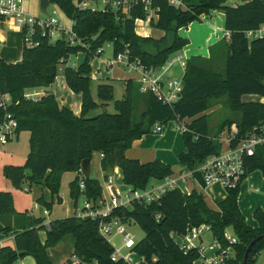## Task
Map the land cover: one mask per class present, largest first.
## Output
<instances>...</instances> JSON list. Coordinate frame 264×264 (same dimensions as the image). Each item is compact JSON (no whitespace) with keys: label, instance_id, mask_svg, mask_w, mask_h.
<instances>
[{"label":"trees","instance_id":"trees-1","mask_svg":"<svg viewBox=\"0 0 264 264\" xmlns=\"http://www.w3.org/2000/svg\"><path fill=\"white\" fill-rule=\"evenodd\" d=\"M50 1L73 21L74 31L87 46L71 45L65 39L52 42L39 35L40 44L31 49L24 48L21 61L9 63L0 57V89L13 98L10 110L19 122L18 133L30 132V150L25 164H7L3 173L15 188H22L27 182L30 187L37 184L48 189L50 200L40 196L38 202L50 211L55 203L63 201L60 191L67 172H77L76 178L69 183L70 196L76 205L82 195L86 200L98 202L103 195L98 178L84 179L86 188L80 189L82 162L87 158L92 160L94 153L104 155L100 164L105 178L118 167L123 171L124 183L135 189H144L151 179L174 176L176 172L172 165L160 159L141 162L127 156L133 142L151 133L156 122L186 123L187 130L183 131L185 149L179 155V162L186 170H195L222 148L216 137L210 135L209 120L204 114L213 98L227 94L231 109L242 113L237 123L240 136L247 135L254 126L264 124V102L244 99L249 95L264 97V38L249 39L246 35L248 30L257 29L264 23V0H245L234 6L227 5L228 0H186V8L173 6L168 0H152L151 8L157 17L151 24L166 32L160 39L136 32L137 19H146L150 14L142 0H135L128 13L112 8L92 11L79 7L78 0ZM217 10L225 13V29L230 37H223L211 47L209 58L195 55L187 60L179 100L172 105L165 104L155 94L141 92L138 81L129 78L125 80L124 97L115 102V113L106 111L89 116L100 106L93 98L90 76L91 62L100 47L112 43L114 55L128 49L131 60L139 59L147 68L159 67L190 43L189 39L179 35V29ZM169 32H173L172 40L168 39ZM149 43L159 47L149 50L146 48ZM217 48L226 55L224 73L209 68ZM81 51L86 52L85 60L76 67L69 66L70 57ZM62 60L68 86L82 94L79 115L61 105L48 91L39 101L24 97L27 88L50 87ZM98 97L102 105L113 100L114 86L99 84ZM140 102L145 104V109L134 118L136 104ZM3 117L4 111L0 109V122ZM233 123L229 121V126ZM257 170L264 175V143L256 147L254 155L246 158V173L241 182L236 188L227 189L226 198L217 203L216 208L209 205L203 192L194 189L186 193L175 187L159 200L135 201L130 207L116 208L112 217L126 224L137 223L144 230L145 237L136 243L133 252L145 258L148 264H198L199 249L186 251L174 234L186 235L202 224L210 227L214 241L223 249H232L221 264H242L250 242L264 234V211L260 208L255 211L259 224L254 227L239 207L241 183ZM194 174L203 183L201 174ZM0 219L5 234L19 230L15 246L0 247V264H14L27 255L33 256L37 264H54L49 249L68 235L74 237L72 257L77 256L83 264H129L123 258L112 261L115 247L100 234L98 220L74 214L53 219L47 227L45 219L16 210L12 191L2 189ZM228 228L232 229L237 244L231 245L226 238ZM42 230L46 231L44 241L40 237ZM263 250L264 237L253 247L247 264H256ZM64 264H73L72 258Z\"/></svg>","mask_w":264,"mask_h":264},{"label":"built area","instance_id":"built-area-1","mask_svg":"<svg viewBox=\"0 0 264 264\" xmlns=\"http://www.w3.org/2000/svg\"><path fill=\"white\" fill-rule=\"evenodd\" d=\"M135 0H78L77 5L81 8L96 10H105L112 8L128 13ZM146 7L149 8L150 14L146 19H137L136 32L141 36H149L145 33H140L138 28L143 24H151V20L157 17L155 10L151 8L152 0H142ZM173 6L186 8V0H168ZM244 2V1H243ZM28 0H0V24L6 23L9 30H18L22 33L24 48H34L40 44L39 35L47 37L50 41L55 42L59 39H65L71 45L80 44L87 46L73 29V21L70 26H64V23L59 19L60 9L50 2L48 5V13L35 14L28 7ZM40 11V7H39ZM249 39L264 38V23L257 29H251L246 32ZM225 36L230 37V33L226 31ZM6 39L0 36V49ZM111 46L112 43H109ZM104 52L103 47L96 51V57H99ZM1 57V56H0ZM2 58V57H1ZM180 62L186 68L187 60L183 55H173L164 65L159 67L147 68L142 65L139 59L131 60L129 50L114 55V58L107 60L103 67L98 66L92 69L90 75L93 78L104 76L105 71L110 72L115 66H124L130 72L136 73V80L140 84V90L143 93H153L163 103L172 105L181 97L183 90V76L180 79L171 77L170 69L175 62ZM63 60L61 61V63ZM63 64V63H62ZM92 64V62H91ZM64 69V68H63ZM47 94L46 88L32 87L24 91V97L32 101H39ZM13 104V98L10 93L3 92L0 89V109L4 111L3 120L0 122V146L6 145L10 140L17 137L19 122L14 117L10 110ZM166 124L156 122L153 126L154 133H161ZM177 127L185 131L187 130L186 123L177 122ZM234 127V126H233ZM222 145L218 153L208 156L195 170H189V175L195 176L200 173L203 179L202 186L206 187L213 183H220L224 188L234 189L241 182L242 177L246 173V158L254 155L258 145L264 143V124L256 125L245 136L239 135L238 127L228 130L225 137H220ZM104 155L101 154V157ZM81 172V171H80ZM84 176L81 173L80 189L84 191L86 186ZM183 177L170 176L164 179H151L144 189H135L127 185V188H122L115 180L113 174H109L105 178V187L108 196L100 197L97 203L85 200V205L82 209H77L75 215L80 218H91L99 221L100 234L110 238L114 236H123V244L121 247L115 248L111 259L114 262L123 258L129 264V258L123 257L122 249H132L136 245L135 235L127 231L126 223L120 219L112 217L114 209L119 207H130L133 202H152L159 200L169 189L180 187L179 181ZM199 179V178H198ZM153 180V181H152ZM181 188V187H180ZM28 189V188H27ZM51 211L45 210V215L48 218L45 220V225L50 227ZM159 218V216H158ZM210 231V227L206 224L194 227L188 234L180 236L183 241L180 246L186 251L198 248L200 251V259L198 264H221L230 256L231 247L223 249L220 243L213 241L209 245H205L202 239L204 232ZM226 238L231 245L237 244L238 240L235 235L225 233ZM196 240H198L196 242ZM73 264H83L77 256L72 257ZM144 263L145 258L141 257L140 261L134 263ZM146 264H148L146 262Z\"/></svg>","mask_w":264,"mask_h":264},{"label":"rangeland","instance_id":"rangeland-1","mask_svg":"<svg viewBox=\"0 0 264 264\" xmlns=\"http://www.w3.org/2000/svg\"><path fill=\"white\" fill-rule=\"evenodd\" d=\"M245 0H228L227 5L234 6L240 3H243ZM28 7L30 11H32L35 14H39V0H28ZM216 12V11H215ZM218 13L210 17L211 15H202L203 18L200 20H195L191 24H189L187 27H183L179 29L178 33L184 38L189 39L190 43L187 45V47H193L198 49L200 52H206L208 49V39L211 40V42H215L217 40H222L223 37H225V19H224V12L221 10H217ZM59 19H61L64 23V26L68 27L71 25L72 21L71 19L67 18L62 11H59L58 15ZM145 27H148L150 29H159L155 27L154 25H148L144 24ZM218 28L219 31H216L215 29ZM0 29L6 31V41L3 44V46L0 49V56L2 59H4L6 62L13 63V62H18L21 61L23 58V50H24V43H23V37L22 33L18 30H9L8 25L6 23L0 24ZM138 31L140 33H144L143 29L140 27L138 28ZM162 31L160 30L159 32H154L151 33V37H157V35H160ZM164 32V31H163ZM154 34V36H153ZM157 34V35H156ZM166 35V32H164V36ZM150 36V35H149ZM146 37V36H145ZM154 37V38H155ZM163 37V36H162ZM162 37L156 38L160 39ZM173 38V32L168 33V39L172 40ZM220 42V41H219ZM158 45L149 43L146 45V48L149 50H155ZM186 47V48H187ZM104 52L99 56V57H94L92 60V66L95 69L97 66L103 67L105 65V62L107 60H111L114 58V49L113 46H111L109 43H105L103 45ZM198 51V52H199ZM187 57H192L191 53H188L187 51ZM86 58V52L81 51L78 54H74L70 57L68 61L69 66H78L81 64ZM207 58V57H206ZM225 63H226V55L223 52L222 49L217 48L215 50V53L213 55V58L211 59V62L209 64V68L211 70L217 71L219 73H224L225 72ZM63 68H65L64 64H59L58 65V75L55 79V84L54 87L57 90V94L59 92L63 91L62 87H60L61 84V78L64 75ZM184 68L181 65L180 62H175L173 66L170 69V74L171 77L180 79L184 75ZM93 73V72H92ZM130 74L128 73V70L120 65L116 66L109 75H104L102 77H98L95 79L91 80V91L92 95L95 101H97L100 106L97 109L92 110L89 113V116H96L98 114H101L103 112H109V113H115V102L117 100H120L124 97L125 92H126V87H125V81L124 77L127 78L129 77ZM92 77V75H91ZM101 83H109L114 86V99L109 101L107 104H103L100 101L98 97V86ZM245 100H261L264 102V97H258L257 95H249L244 97ZM145 109V104L143 102L137 103L135 110H134V118L139 117L141 112ZM204 114L207 115L208 120H209V128H210V135L213 137H216V140L220 142V137H225L228 133L229 128L234 129V127L237 126V123L240 122L242 118V113L238 111H233L230 107L229 100L227 94L222 95L221 97H216L213 98L210 101V107L208 110L204 112ZM229 121H234V123L229 126ZM224 126L223 131L222 125ZM177 122L175 120L169 121L164 129H166L168 126L172 128V131H178L180 132V135L182 137L183 131L178 130L176 128ZM234 126V127H233ZM153 132V129H152ZM151 134V133H150ZM23 136L26 135L25 133L22 134ZM28 143L23 150L20 152H17L15 154L9 153V157H13L14 162L13 163H8V164H13V165H24L26 162L27 155L30 150V137L28 138ZM3 147H0V152H2ZM4 151V150H3ZM15 156V157H14ZM100 162V155L99 153H94L93 155V162H92V174L93 177L98 178L100 182L102 183L103 186V196L107 197V191L104 189L105 187V178L103 176L101 167L99 165ZM1 160L0 161V179H7L4 176L3 169L4 166L7 165ZM72 175L71 173H68L67 176H64V179L62 180V190L65 192V190L68 188V180L69 176ZM119 184V183H118ZM119 185H122L120 183ZM221 185V184H220ZM28 183L25 182L22 185V188H15L18 189L16 192H19V198L24 205V207H19L20 210L17 209L16 203H15V198H14V204L16 207V210L20 212H32V216L35 218H42V219H47L48 216L45 215V210L47 207L43 203L38 202V197L39 196H44L45 200H50L51 194L48 191V189L44 188V193L41 190L40 186L34 185L31 190L29 188L27 189ZM222 186V185H221ZM224 188V186H222ZM29 191H27V190ZM227 191L225 188L224 189H218ZM67 192V191H66ZM15 193V191H14ZM13 193V197H14ZM43 194V195H42ZM65 198L61 203H55L53 206L54 209V216H60V217H67V216H72L75 214V211L77 209H82L85 205V200L86 197L84 195L80 196L77 202V205H75V200L71 198V196L67 195L65 193ZM221 197V193L219 194ZM28 201L30 202V207H27ZM19 203V201H18ZM212 206L213 203L209 202ZM27 208V209H26ZM127 231L133 233L135 235V240L136 242L141 241L145 237V232L144 230L138 225L137 223H132V224H127L126 225ZM227 232L229 234H232L233 231L231 228L227 229ZM203 237L205 239V245H209L211 243L212 235L208 232H204ZM109 241L114 245L115 248L121 247L123 244V236L118 235L114 237L108 238ZM176 240L181 243L183 241L182 238L176 237ZM73 241L74 237L72 235H68L65 237L64 242H62L59 245V248L57 249V252H52L54 254V260H61L63 258L64 261H66L68 258L71 257V253L73 252ZM198 240H196L197 242ZM56 251V250H55ZM122 254L123 257L129 258V261L131 264H134L138 261H140L141 256L138 255L137 253L133 252L132 249L128 248H123L122 249ZM58 258V259H57ZM72 258V257H71ZM259 264H264V251H262L259 255ZM139 264H146L140 263Z\"/></svg>","mask_w":264,"mask_h":264},{"label":"crops","instance_id":"crops-1","mask_svg":"<svg viewBox=\"0 0 264 264\" xmlns=\"http://www.w3.org/2000/svg\"><path fill=\"white\" fill-rule=\"evenodd\" d=\"M216 13H218V12L216 11V12L212 13V15L210 17H212ZM224 19H225V13H224ZM140 28L143 29L145 34H148L150 36H151V33L160 31V29H153L152 30L148 27H145L144 24L141 25ZM215 30L219 31L218 28H216ZM224 32L226 34V29H224ZM0 36L2 38L6 39V31L0 29ZM153 36H154V34H153ZM162 36H164L163 31L160 33V35H157V37H155V36L154 37L159 38ZM220 40H217L215 42H211V40L208 39V49L206 52H200L196 48L186 46L187 48L184 47V49L182 51H180L178 54L183 55L184 59H186V60H188L190 58V56L187 57V55H186L187 51H188V53H191V56L201 55V56L209 58L211 55V52H212L211 47H213ZM16 62H13V63H16ZM115 67H113V69ZM92 69H94L93 66H92ZM112 70L110 72L105 71L104 75H106V74L109 75V73H111ZM128 73L130 74V76L127 78L124 77L123 78L124 81L126 79H129V78L136 79L138 76L136 73L130 72L129 70H128ZM91 78L95 79V78H93V76ZM54 84L55 83H53L50 87L46 88V91L54 94L61 105H65V106L69 107L77 115H79L81 112V108H82V94L74 92L68 86V84L66 82L65 75H63V77L61 78L60 87H62L63 91L59 92V94H57V90L55 89ZM171 127L168 126L166 129H163V131L161 133L151 132V134L150 133L145 134L141 138L135 140L133 142L131 148L128 149L127 156L129 158L139 159L141 162H149V161H153L155 159H160V160L172 165V167L174 168V170L176 172L174 176L184 178V179H181L179 181V185L184 192L190 193L194 189L199 190L205 194V197H206V200L208 201V203L209 202L213 203V206L210 203H209V205L211 207L216 208L217 203L223 201L226 198L227 191H223V190L219 191L218 190L221 188L224 189L220 185V183H213L211 185L203 187L201 184V181L198 178H195L194 176H190L189 171L180 165L179 155L185 149L183 135L181 137L180 132L175 131V130L172 131ZM176 128L178 130H180L177 127V125H176ZM23 133H25L26 135L23 136L22 135ZM29 137H30L29 131H22V132H19L17 134L16 138L10 140L6 145L0 146V147H3V150H4V151L2 150V152H0V161L2 160L5 164L13 163L14 159L12 156L9 157V153L15 154V153L23 150V148H25L27 143H28L27 140ZM100 161H101V155H100ZM92 162H93V158L91 160V167H93ZM99 165L101 167L100 162H99ZM101 170H102V168H101ZM68 173L72 174L69 176L68 188L65 190V192H63L62 186H61V191H60V195L63 198V200H64L65 195H66L65 193H67V195L70 196L69 183L72 180H74L77 176V172H67L64 176H67ZM102 173H103V176L105 178V172L103 170H102ZM110 174L114 175L117 183L123 184V186L120 185L122 188H124V189L127 188V185L124 183V180H123L124 179L123 171L120 168L116 167L113 171L110 172ZM91 176L93 177L92 170H91ZM63 179H64V177H63ZM34 185H37V184H34ZM37 186H40L42 192L44 193V190H45L44 187L41 185H37ZM27 187H29V190H31V188H32L30 186H27ZM0 189L11 190L12 193H14V191H15L14 198H15V203H16L17 209L20 210L19 207H24V205H22V203L20 201L19 192H16L18 189H15V187H13L10 180H8V179H2L1 180L0 179ZM29 190H27V191H29ZM220 193H221V197L219 196ZM18 201H19V203H18ZM26 205H27V207H30V202L28 201V203ZM239 207H240L242 213L245 215L247 222L254 227H258L259 223L256 220L254 213L258 208H260L264 211V175L262 174L261 171L257 170V171L252 172L241 183L240 194H239ZM29 215L32 216V212H30ZM54 215H55L54 209H52L51 214H50L51 220L57 219V218H62L60 216H54ZM17 233H19V230L13 231L10 234H5L4 233V224H3V221L0 219V247L6 246V245L15 246V237H16ZM208 233L211 234L210 231H208ZM40 237L43 241L45 240V238H46V231L45 230L40 231ZM176 237H180V236L177 234H174L175 239H176ZM202 239L205 243V239H204L203 235H202ZM212 239H213V237H212ZM64 240H65V238H63L57 245H55L54 247H51L49 249V254H50V257H51L52 261L54 262V264H64L69 259H71V257H72L73 252L71 253V257L68 258L66 261H64L63 258L61 260H54V254H52V252H57L59 245L62 242H64ZM213 241H214V239L211 242H213ZM72 251H74V241H73ZM258 260H259V256H258L256 264H259ZM14 264H37V262L33 256L27 255L23 258L18 259Z\"/></svg>","mask_w":264,"mask_h":264},{"label":"water","instance_id":"water-1","mask_svg":"<svg viewBox=\"0 0 264 264\" xmlns=\"http://www.w3.org/2000/svg\"><path fill=\"white\" fill-rule=\"evenodd\" d=\"M50 2H51L50 0H39L40 12L47 14L48 13V5L50 4ZM91 170H92L91 159L87 158V159H85L82 162V165H81V173H82V175L84 176L85 179H90L91 178ZM263 237H264V234L256 237L255 239H253L250 242V244L246 248L242 264H247L249 256H250V253H251L253 247Z\"/></svg>","mask_w":264,"mask_h":264}]
</instances>
